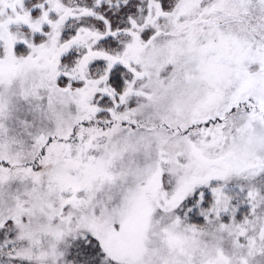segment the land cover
Here are the masks:
<instances>
[{"label":"snow or ice","instance_id":"6c2138e0","mask_svg":"<svg viewBox=\"0 0 264 264\" xmlns=\"http://www.w3.org/2000/svg\"><path fill=\"white\" fill-rule=\"evenodd\" d=\"M0 264H264V0H0Z\"/></svg>","mask_w":264,"mask_h":264}]
</instances>
